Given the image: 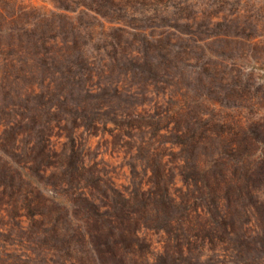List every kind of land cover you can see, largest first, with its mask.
Instances as JSON below:
<instances>
[{"label":"rangeland","instance_id":"rangeland-1","mask_svg":"<svg viewBox=\"0 0 264 264\" xmlns=\"http://www.w3.org/2000/svg\"><path fill=\"white\" fill-rule=\"evenodd\" d=\"M12 79L52 94L51 144L75 141L92 173L70 181L52 163L38 168L0 110V264H72L70 251L93 252L79 238L92 217L87 200L103 210L138 186L155 191L159 161L195 216L219 215L197 183L204 172L225 170L237 188L256 189L237 221L264 238V0H0L2 106ZM165 109H182L184 147L174 121L159 128ZM183 164L202 174L187 178ZM143 233L155 239L154 261L167 231ZM169 247L178 239L168 231Z\"/></svg>","mask_w":264,"mask_h":264},{"label":"trees","instance_id":"trees-1","mask_svg":"<svg viewBox=\"0 0 264 264\" xmlns=\"http://www.w3.org/2000/svg\"><path fill=\"white\" fill-rule=\"evenodd\" d=\"M51 95L46 90L24 92L15 86L12 79V103L6 99L0 110L6 118L12 116L13 141L22 133L31 145V156L38 168L52 163L58 177L65 174L70 181H75L86 172L91 174L92 170L84 166V158L75 141L62 150L51 144L50 136L55 129L52 118L56 113ZM182 115V109H165L155 120L159 128H168L174 121L172 131L184 147L187 132ZM181 168L187 178L192 174H202L203 170L199 165L189 167L183 164ZM156 173L158 185L155 191L138 186L134 197L121 195V203L109 199L103 210L102 205L87 200L92 208V215L88 216L92 217L87 220V232H80L79 238L82 242H91L94 250L86 256L70 251L71 258H75L72 264L262 263L264 238L251 236L248 228L238 223L236 213L239 204L247 206L246 201L256 196V189L237 188L236 178L225 170L219 174L204 172L197 183L203 198L214 201L219 215L211 217L202 213L195 216L171 193L166 165L161 161L157 163ZM250 178L258 180L260 175L252 172ZM200 182L204 184L200 185ZM144 227L157 232L167 231L165 249L158 252L154 261H150V252L155 239L152 234L143 233ZM168 231L177 237L178 249L168 248ZM185 239L189 242L188 249L184 246ZM207 243L212 252L205 258L202 248ZM66 244L71 245L69 241ZM61 262L70 264L66 257Z\"/></svg>","mask_w":264,"mask_h":264}]
</instances>
